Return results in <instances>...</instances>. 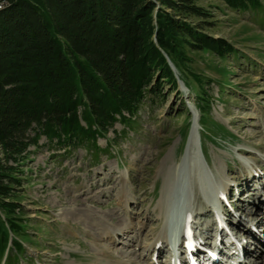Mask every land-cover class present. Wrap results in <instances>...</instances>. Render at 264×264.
<instances>
[{"label": "rangeland", "instance_id": "obj_1", "mask_svg": "<svg viewBox=\"0 0 264 264\" xmlns=\"http://www.w3.org/2000/svg\"><path fill=\"white\" fill-rule=\"evenodd\" d=\"M195 2L211 15L204 32L234 52L187 53V67L200 81L184 72L188 88L179 83L180 94L163 83V95H148L129 124L117 123L98 139L97 151L44 136L30 147L17 189L28 238H18L26 253L16 264H169V226L183 206L193 212L199 238L210 242L223 230L217 240L232 236L247 248V264H264V232L257 244L234 224L264 230V212L256 207L264 192L245 184L253 169L264 184V0L261 10L242 12L221 0ZM194 116L203 155L196 147L185 159ZM218 185L231 195L217 202ZM169 198L176 202L166 210ZM114 229L115 237L107 234ZM158 237L169 245L153 248Z\"/></svg>", "mask_w": 264, "mask_h": 264}, {"label": "trees", "instance_id": "obj_2", "mask_svg": "<svg viewBox=\"0 0 264 264\" xmlns=\"http://www.w3.org/2000/svg\"><path fill=\"white\" fill-rule=\"evenodd\" d=\"M221 1L233 11L262 9L261 0ZM210 16L195 0H10L0 11L1 262L26 253L17 189L30 147L44 136L97 151L98 139L129 124L148 95H163V83L180 94L184 72L199 82L187 53L234 52L204 32Z\"/></svg>", "mask_w": 264, "mask_h": 264}, {"label": "bare ground", "instance_id": "obj_3", "mask_svg": "<svg viewBox=\"0 0 264 264\" xmlns=\"http://www.w3.org/2000/svg\"><path fill=\"white\" fill-rule=\"evenodd\" d=\"M9 5H10V0L8 2L0 3V11L6 9ZM196 117L197 116H195V120H194V123L195 124H193V129H192L191 135H190V137H191V139H190V145H189L190 147L187 148L186 155H185V159H188L189 156H191L192 154H195L194 148L198 147V149L199 148L201 149L200 138H199L198 133L196 131L197 130L196 127H197V124H199V121L197 120ZM197 121H198V123H197ZM198 149H197V152L199 151V153L201 152L200 154L203 155L202 150H200V149L198 150ZM186 161L187 160H184L183 166L186 165ZM167 169H168V167H166L165 169H163V171H164V173H166L167 171H169V173H168V176H169L171 170H167ZM250 174L251 175L248 176L246 178V180H245L246 186H248V187L249 186L257 187V188L261 189L264 192V184L262 183L260 177H255L257 175H255L254 169L252 171H250ZM167 185H170V187L173 186L172 180H171V182L167 183ZM219 190H222V191H220V194L221 195H219ZM227 190L228 189H226V190L221 189V187H219V185H218L216 191L214 192L215 195H213L212 198L215 201L218 202L219 199H220V196H222V195H224V196L225 195H231V192L230 191H227ZM263 192H262V196H263ZM173 200H174L173 198H169L166 202H164L162 204L163 208H165L166 210L170 209L171 206H172L171 204H173L174 202H176V201H173ZM125 202H127V199H125ZM260 202H263V204H261ZM256 207L261 212H264V198L263 197H261L259 199L258 204L256 205ZM186 208L187 207H184V208L181 207V210H185ZM263 215H264V213H263ZM190 216L192 217L193 220H192V222L190 221L189 228L186 229V230L183 229L182 231L179 232V234H181L182 237H183L185 235V233H187V232L189 233V238L191 239L192 244L195 245V250H194L195 253H196L195 255L196 256L197 255L199 256L198 257V261L200 263H204L205 264L207 262L205 260V258H204L205 257V250L206 249L214 252L217 255L219 261H222L224 255H225V254H223V251L226 248L225 245H228V247L230 248L232 254H236V255H238V256L241 257L240 264H247L245 262V254H246V251H247V248L245 246L243 247V246L239 245L238 243H234L233 240H232V238H231V236H224L222 239L220 238L219 240H217L220 235H222L223 233H225V231H223V230H222V232L218 236H217V232H216L214 238H212L210 242L208 240V237H203V238L200 237L199 238L197 236L196 230L194 228V225L197 224V222L195 220V217H194L193 212H191ZM234 224H235V226L237 228H242V230H244V231L246 230L245 233H249V234L252 233L251 230L248 227H245L244 226V223L242 221H236ZM118 225H120V224H118ZM222 226L224 227L225 226V223L222 224ZM116 228H118V227H116ZM259 228H261V229L260 230L258 229V231L253 232V234L255 236V242L254 243H257V244L259 242V239L258 238H259L260 234H262V232H264V230H262V227H259ZM133 230H135L134 227H132L130 231H129V229L127 231L128 232H132ZM118 233H119L118 230L117 229H114L113 231L108 232L107 234L110 235V236L115 237V235H117ZM128 237H129V235L127 236V238ZM184 243H185L184 240L183 241L182 240H179V244L178 245H179V249L180 250H181L180 247H183V246L186 247ZM197 243H198V245H197ZM159 244L162 245V246H160V248L163 247L164 245H169L168 242H167V240L165 241L163 239V237H160V238L158 237V239L155 241V244H154L153 248H156V246L159 247ZM248 251H251V249L248 250ZM181 252L183 254V250H181ZM202 253H203V255H202ZM108 257H111V255H108ZM177 260H180V259L178 258ZM181 261L186 264V257H185V259H181ZM120 264H124V263L123 262H120ZM170 264H172V263H170ZM217 264H219V263H217Z\"/></svg>", "mask_w": 264, "mask_h": 264}, {"label": "water", "instance_id": "obj_4", "mask_svg": "<svg viewBox=\"0 0 264 264\" xmlns=\"http://www.w3.org/2000/svg\"><path fill=\"white\" fill-rule=\"evenodd\" d=\"M166 59H167V63H168V65L171 67L172 71H173L174 73H176L177 70H176L175 66L173 65V63L169 60V58L166 57ZM175 75H176V74H175ZM176 76H177V75H176ZM179 83H181V81H179ZM196 118H197V117H196ZM194 119H195V117H194Z\"/></svg>", "mask_w": 264, "mask_h": 264}, {"label": "built area", "instance_id": "obj_5", "mask_svg": "<svg viewBox=\"0 0 264 264\" xmlns=\"http://www.w3.org/2000/svg\"><path fill=\"white\" fill-rule=\"evenodd\" d=\"M9 0H0V3L8 2Z\"/></svg>", "mask_w": 264, "mask_h": 264}]
</instances>
